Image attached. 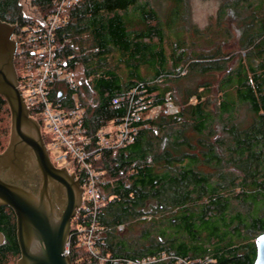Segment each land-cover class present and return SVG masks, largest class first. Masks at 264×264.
Returning <instances> with one entry per match:
<instances>
[{
    "label": "trees",
    "instance_id": "obj_1",
    "mask_svg": "<svg viewBox=\"0 0 264 264\" xmlns=\"http://www.w3.org/2000/svg\"><path fill=\"white\" fill-rule=\"evenodd\" d=\"M51 3L0 0V19L22 31ZM228 15L238 30L232 52L222 49ZM218 22L219 31H201L188 0H80L58 29L62 51L83 71L78 94L90 132L122 116L127 100L120 107L112 100L135 87L152 94V105L164 107L170 93L179 106L144 120L132 143L94 160L111 180L97 215L98 257L75 234L74 264H254L264 232V0H223ZM15 65L19 74L16 58ZM242 109L251 114L247 126ZM10 127L0 95L1 149ZM90 221L80 210L71 231ZM0 231V264H9L21 255L10 206H0Z\"/></svg>",
    "mask_w": 264,
    "mask_h": 264
},
{
    "label": "built area",
    "instance_id": "obj_2",
    "mask_svg": "<svg viewBox=\"0 0 264 264\" xmlns=\"http://www.w3.org/2000/svg\"><path fill=\"white\" fill-rule=\"evenodd\" d=\"M79 1L52 0L50 10L39 14L37 22L14 35L17 42L15 58L21 70L19 86L31 116L41 124L51 160L56 166L74 172L85 188L77 214L81 210L91 217V221L88 226L82 225L70 232L67 251L70 237L76 234L90 254L98 257L95 248L99 230L97 215L105 207L103 189L111 180L95 168L94 160L106 149H118L132 143L144 120L155 118L163 111L175 113L179 106L175 105L170 93L166 94L164 107L152 105V94L141 86L139 90L135 87L112 100L116 107L127 100L122 116L94 132L88 130L85 107L76 99L83 72L75 54L65 55L62 51L65 41L58 42L56 38L58 29L69 20L70 9ZM37 115L41 116L40 120ZM123 227V224L119 225L120 229ZM197 261L177 258L175 264H196Z\"/></svg>",
    "mask_w": 264,
    "mask_h": 264
},
{
    "label": "water",
    "instance_id": "obj_3",
    "mask_svg": "<svg viewBox=\"0 0 264 264\" xmlns=\"http://www.w3.org/2000/svg\"><path fill=\"white\" fill-rule=\"evenodd\" d=\"M15 29L0 19V95L11 110L9 143L0 152V206L16 214L17 264H74L67 242L85 188L74 172L53 163L40 122L30 114L15 65ZM4 241L0 231V245ZM255 243L254 264H264V232Z\"/></svg>",
    "mask_w": 264,
    "mask_h": 264
},
{
    "label": "rangeland",
    "instance_id": "obj_4",
    "mask_svg": "<svg viewBox=\"0 0 264 264\" xmlns=\"http://www.w3.org/2000/svg\"><path fill=\"white\" fill-rule=\"evenodd\" d=\"M189 1V8H190V16H191V22L195 25H197L201 31H206L209 27H212V30L219 31L220 24L218 22L219 18V10L222 4L223 0H188ZM224 21L225 26L228 27V38L225 40V42L222 45V49L225 52H232L237 51L238 48V30L236 27V19L231 18L229 15L225 17V19H222V22ZM218 22V24H217ZM213 36V32H212ZM217 38L218 36L215 35ZM219 40L223 41V36H220L218 38ZM202 48L205 47V42L202 43ZM209 47H205L203 49L209 50ZM215 48V46H212ZM201 47L198 48L199 50L202 49ZM245 53L244 51H242ZM21 73V70L18 69ZM83 76V74H82ZM213 78V77H212ZM76 99L78 102H80L79 94H77ZM196 99L194 98L191 100V102H194ZM177 105V104H175ZM39 120L41 116H36ZM240 118L243 119L244 124L243 126H247L251 121V114L245 109H242L240 112ZM17 259H11L9 264H17ZM197 261V260H196Z\"/></svg>",
    "mask_w": 264,
    "mask_h": 264
},
{
    "label": "flooded vegetation",
    "instance_id": "obj_5",
    "mask_svg": "<svg viewBox=\"0 0 264 264\" xmlns=\"http://www.w3.org/2000/svg\"><path fill=\"white\" fill-rule=\"evenodd\" d=\"M26 4H28V2H30V1H32V0H23ZM27 11L28 12H30V9L28 8L27 9ZM10 23V22H9ZM12 24H16V29H15V32H14V35L19 31V29H18V24L17 23H12ZM14 35H13V37H14ZM41 125V124H40ZM41 131H42V128H41ZM44 137V136H43ZM9 139H10V133H9V138H8V142H7V144L4 146V147H2V149H1V147H0V152H3L5 149H6V147L8 146V143H9ZM45 140V139H44ZM46 143V142H45Z\"/></svg>",
    "mask_w": 264,
    "mask_h": 264
},
{
    "label": "crops",
    "instance_id": "obj_6",
    "mask_svg": "<svg viewBox=\"0 0 264 264\" xmlns=\"http://www.w3.org/2000/svg\"><path fill=\"white\" fill-rule=\"evenodd\" d=\"M81 71H82V69H81ZM83 72V71H82Z\"/></svg>",
    "mask_w": 264,
    "mask_h": 264
}]
</instances>
